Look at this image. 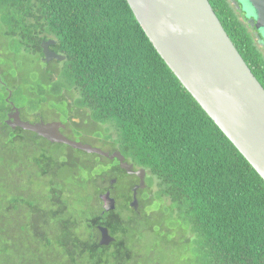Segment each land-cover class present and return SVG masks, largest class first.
I'll return each mask as SVG.
<instances>
[{
    "label": "trees",
    "instance_id": "trees-1",
    "mask_svg": "<svg viewBox=\"0 0 264 264\" xmlns=\"http://www.w3.org/2000/svg\"><path fill=\"white\" fill-rule=\"evenodd\" d=\"M209 2L264 87V36L244 4ZM0 40L8 53L0 64V264H264V180L169 68L127 0H0ZM50 40L65 61H43ZM10 92L23 115H45L42 107L68 103L65 94L87 110L108 141L103 150L146 170L143 208L128 205L134 181L114 186L116 210L101 207L117 163L69 146L59 154L60 146L5 126ZM46 143L53 148L25 158L23 147ZM71 168L86 179H66ZM99 226L115 241L97 252Z\"/></svg>",
    "mask_w": 264,
    "mask_h": 264
},
{
    "label": "water",
    "instance_id": "water-1",
    "mask_svg": "<svg viewBox=\"0 0 264 264\" xmlns=\"http://www.w3.org/2000/svg\"><path fill=\"white\" fill-rule=\"evenodd\" d=\"M136 19L169 68L192 94L210 118L228 137L264 180V87L253 74L216 15L209 0H127ZM241 8V0H232ZM250 12L249 22L264 36V0H242ZM56 42H43L44 62L66 60L51 49ZM1 76V71H0ZM12 105L7 124L13 129L35 133L52 144L69 146L87 154L117 159L132 174L121 152L113 154L99 147L68 138L66 125L59 121L32 123L21 119ZM145 170L136 172L143 179L134 189L146 188ZM106 212L116 210L111 192L101 195ZM103 246L115 241L109 230L99 227Z\"/></svg>",
    "mask_w": 264,
    "mask_h": 264
},
{
    "label": "flooded vegetation",
    "instance_id": "flooded-vegetation-1",
    "mask_svg": "<svg viewBox=\"0 0 264 264\" xmlns=\"http://www.w3.org/2000/svg\"><path fill=\"white\" fill-rule=\"evenodd\" d=\"M263 44V43H262ZM66 98L68 100V103H65V104H61V106L64 108L65 112H61L62 114L59 115V112L57 110H52V120L51 122L53 121H59V122H62L63 124L66 125V128L62 130V133L67 136L68 138L70 137H73L74 135H80V138H85L87 139V144H90V145H94V147H99L101 149L103 148H106L107 150L110 149L109 146H107V139L103 136V135H97V132L93 129H95L96 127H98V125L93 122L90 118H89V112L85 109H80L79 107L75 106L74 104V101L72 99L69 98L68 95H66ZM12 102V101H11ZM14 103V102H13ZM15 104V103H14ZM10 106H11V109L9 110V112L7 113V117L6 119L4 120V124L5 126H8L10 127L12 130H18L20 128H17V129H13L10 125H8L6 122L8 120V117H9V114L11 113V110H12V105L10 103ZM20 112H21V119L23 121H29V122H35V123H38V122H41V121H49L50 118L46 117L41 111L39 112H36L34 114H32L31 116H33V119H25L24 118V115L22 114V111L21 109L19 108ZM63 120H65L66 122L64 123ZM75 123V124H73ZM89 131V132H87ZM76 141H79V140H76ZM82 142V141H81ZM106 151V150H104ZM109 152V151H107ZM117 152V151H115ZM113 152V153H115ZM111 153V154H113ZM99 156V155H98ZM101 157V156H99ZM105 158V157H103ZM108 159V158H106ZM110 161H112L113 163H117L114 164L112 167L113 168H119L117 169V174L120 175V177L118 176H114L112 178H108L106 177L105 178V173L102 175L105 179L104 181H111L110 182V188L111 189H107L106 191H104V193L106 192H111V196L116 200V198L113 196V190H114V186L117 184L118 181H134V185L132 187V191H133V194H132V199L129 201L128 205L131 207V204L134 202V189L140 184V181H143V179L141 177H139L137 174H135L136 172H139L141 169L139 170H136L134 169V167L132 168V174H130L129 172L123 170L120 166V163L117 159H114V160H111V159H108ZM120 170V171H119ZM145 170V169H144ZM146 171V170H145ZM100 172V171H99ZM106 172V171H104ZM145 177H144V181H148L147 179V172L145 173ZM146 190V188H144ZM142 189L139 188L137 190V194H136V197H137V201H138V205L137 207H135V210H140V208L142 209L143 208V204L141 202V198H140V191ZM151 199L149 198V201ZM146 201V200H144ZM100 205L101 207L104 209V204L101 200V195H100ZM116 206H117V200H116ZM99 227H103V226H99ZM105 228V227H104ZM100 230V229H99ZM101 233L99 231V234H97V240H98V243L99 245L100 242H101ZM102 248L101 249H98L97 252L101 251L102 249L108 247V246H101Z\"/></svg>",
    "mask_w": 264,
    "mask_h": 264
},
{
    "label": "rangeland",
    "instance_id": "rangeland-1",
    "mask_svg": "<svg viewBox=\"0 0 264 264\" xmlns=\"http://www.w3.org/2000/svg\"><path fill=\"white\" fill-rule=\"evenodd\" d=\"M241 2H242V0H241ZM243 4H244V7H245V10L247 11V17L249 18V19H251V12H250V10H249V8H248V6L244 3V2H242ZM1 40H0V64L1 63H6V59H7V56H8V53L6 52V48H5V45H3V44H1ZM3 43V42H2ZM262 50H263V48L261 47V46H259ZM263 52H264V50H263ZM27 59V58H26ZM43 67H44V64L41 66V68L43 69ZM45 69H47V66H46V68ZM9 70H11V68H9ZM2 74V73H1ZM41 110H44V113H45V116L46 117H48V118H50V120L49 121H44V122H51V120H52V117H53V115H52V110H57L58 112H59V115H61L62 113V111L63 112H65V110H64V108L61 106V104L59 103V102H56V101H54V102H52L51 103V105L50 106H48V107H46V108H43L42 107V109ZM32 114H24V118L26 119H33V116H31ZM32 123H35V122H32ZM93 130H96V129H93ZM99 131H101V130H99ZM33 134H35V133H33ZM35 135H37V134H35ZM38 136V135H37ZM38 137H40V136H38ZM40 138H42V137H40ZM42 139H44V138H42ZM47 141V140H46ZM49 142V141H48ZM52 144V143H51ZM51 144H48V143H46V145H42V146H45V147H36L37 145H35V146H33L32 144L31 145H26L25 147H23V149L24 150H26L27 149V154H25V158L26 159H29V161H30V159H32L34 156H39L40 155V153H42V150H44V149H51V148H53V145H58V146H60V148L61 149H59L57 152L59 153V154H63L64 153V151H65V149H66V147H64L65 145H61V144H53V145H51ZM68 150V149H67ZM74 155H77L76 153H71V154H69V153H67V158H69V157H73L74 158ZM79 157H81V159L83 160L84 158H83V156L82 155H80ZM77 161H79V160H77ZM82 162L83 161H79V163L80 164H82ZM74 164H76V161L74 162ZM92 169V168H91ZM107 169V168H106ZM108 170V169H107ZM98 172H99V167H97L95 170H91V173L94 175H98ZM0 173H1V171H0ZM88 176V175H87ZM89 177V176H88ZM65 178L66 179H70V180H75V181H84V179H86V178H84L83 177V170H82V168H80V172L77 170V169H75V168H71V169H69V171H67L66 172V176H65Z\"/></svg>",
    "mask_w": 264,
    "mask_h": 264
},
{
    "label": "bare ground",
    "instance_id": "bare-ground-1",
    "mask_svg": "<svg viewBox=\"0 0 264 264\" xmlns=\"http://www.w3.org/2000/svg\"><path fill=\"white\" fill-rule=\"evenodd\" d=\"M146 172V171H145ZM135 208V207H134Z\"/></svg>",
    "mask_w": 264,
    "mask_h": 264
}]
</instances>
